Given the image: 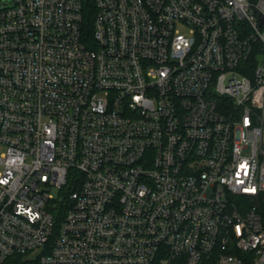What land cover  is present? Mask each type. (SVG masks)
Wrapping results in <instances>:
<instances>
[{"label":"built area","instance_id":"2783aa9c","mask_svg":"<svg viewBox=\"0 0 264 264\" xmlns=\"http://www.w3.org/2000/svg\"><path fill=\"white\" fill-rule=\"evenodd\" d=\"M88 1L0 8V264H264V0Z\"/></svg>","mask_w":264,"mask_h":264},{"label":"trees","instance_id":"16d2710c","mask_svg":"<svg viewBox=\"0 0 264 264\" xmlns=\"http://www.w3.org/2000/svg\"><path fill=\"white\" fill-rule=\"evenodd\" d=\"M94 15H95V9H94L93 0H89L85 6V21H84L85 33H86L87 38H91V31L93 30ZM68 202H69L68 193L66 189L60 193L58 199L55 201L54 207L51 208V212L56 219L55 233L58 232L61 221L64 218L66 209L68 207ZM259 211L261 212L262 215H264V197L261 200ZM5 264H40V263L37 260L32 261V260L27 259L26 255L24 254L16 253V254L10 255L7 258Z\"/></svg>","mask_w":264,"mask_h":264},{"label":"rangeland","instance_id":"374dc122","mask_svg":"<svg viewBox=\"0 0 264 264\" xmlns=\"http://www.w3.org/2000/svg\"><path fill=\"white\" fill-rule=\"evenodd\" d=\"M12 2V0H0V8L4 7L5 5H8ZM184 32H187L188 29H182ZM1 149V147H0ZM42 250L38 249L37 251L30 253L26 255V258L32 261H36L39 254H41Z\"/></svg>","mask_w":264,"mask_h":264}]
</instances>
